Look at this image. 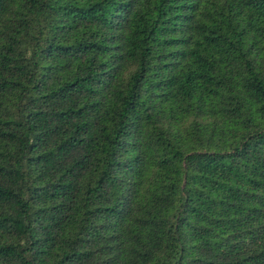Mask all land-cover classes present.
<instances>
[{
    "label": "trees",
    "instance_id": "trees-1",
    "mask_svg": "<svg viewBox=\"0 0 264 264\" xmlns=\"http://www.w3.org/2000/svg\"><path fill=\"white\" fill-rule=\"evenodd\" d=\"M0 264H264V0H0Z\"/></svg>",
    "mask_w": 264,
    "mask_h": 264
}]
</instances>
